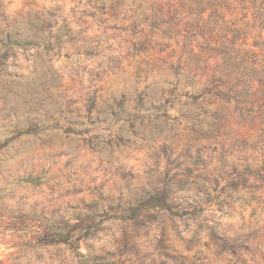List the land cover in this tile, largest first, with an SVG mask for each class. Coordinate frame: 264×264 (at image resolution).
<instances>
[{"label":"rangeland","instance_id":"1","mask_svg":"<svg viewBox=\"0 0 264 264\" xmlns=\"http://www.w3.org/2000/svg\"><path fill=\"white\" fill-rule=\"evenodd\" d=\"M155 1L167 8L165 0ZM228 1L227 18H251V7ZM114 3L0 0V264H78L64 244L25 243L22 232L7 230L13 216L74 221L90 208L133 203L168 178L170 200L186 206L193 204V186L176 184L196 174L209 186L198 217L161 212L155 222H145L144 215L107 220L80 241L79 250L121 264H264V176L252 175L258 152L242 150L254 130L230 118L232 136H201V118L181 114L185 107L193 110L192 92L184 94L189 85L164 90L160 101L171 99L166 117H139L144 110L135 109L136 93L145 86L160 91L165 78L173 81L161 60L169 62L179 46L171 41L159 51L151 39L147 54L129 55L132 43L145 38L120 29L131 19L115 16ZM40 25L44 33L37 31ZM64 28L58 42L55 35ZM34 34L44 41L32 43ZM147 58L152 64L143 62ZM138 67L144 69L137 76ZM122 95L127 111L112 115L110 105ZM153 132L157 137H150ZM204 196L197 195L200 205ZM207 226H215L218 240Z\"/></svg>","mask_w":264,"mask_h":264},{"label":"trees","instance_id":"2","mask_svg":"<svg viewBox=\"0 0 264 264\" xmlns=\"http://www.w3.org/2000/svg\"><path fill=\"white\" fill-rule=\"evenodd\" d=\"M243 8H252L251 18L243 19L242 23L236 18H227L224 8L230 9L228 0H165L167 8L155 0H115V16L131 19L130 23L120 26L128 29L133 35L142 34L145 41L138 45L132 43L129 55L147 54L150 47L148 40L162 51L176 44L177 51L170 54L171 60H161L163 65L171 70L170 78L163 80L160 91L145 86L142 92L136 90L135 109L140 112L139 117L153 116L155 119L166 117V108L171 103L167 98L160 101L164 90L175 92L179 88L189 85L191 88L184 92H192L190 103L193 110L181 109L182 116L198 118L197 127L202 129L201 136L214 138L221 135L232 136L230 118L236 122L245 123L254 130L250 143L243 140L242 150L258 152L259 159L254 160L258 171L252 173L254 177L264 176V0H239ZM249 4V5H248ZM245 17V15H244ZM143 24V27L140 26ZM49 27L47 24L46 28ZM117 27V26H113ZM146 27L147 31L145 33ZM44 26L37 27L39 33H44ZM68 29L58 30L55 37L59 42ZM150 38V39H148ZM45 37L34 34L32 43L39 44ZM162 40H165L164 42ZM48 42H45L47 44ZM181 44V45H179ZM210 59H214L212 71L200 82L201 76L208 66ZM146 65L152 64L150 58L143 59ZM144 67L137 68V76ZM127 95H122L117 102L110 105L111 114H121L127 111L125 102ZM219 102L216 108H209L208 103ZM185 104H188L186 102ZM138 117V116H136ZM26 128L23 132H32ZM153 132L151 138L157 137ZM254 159V158H253ZM172 181L168 178L166 182ZM152 193L137 199L124 207L119 204L109 205L108 208H90L89 213L70 218H33L25 215L13 216L6 223L9 231L22 232L27 242L34 245L64 244L74 254L78 264H121L114 260H101L89 253L79 250L81 240L94 236L103 228L107 220L122 221L144 215L145 222H155L161 212H167L178 218L198 217L209 200L208 182L201 174L193 176V180L180 179L176 187L182 189L186 184L193 186V204L181 205L172 202L170 196L173 189L166 184ZM233 192L237 193L236 190ZM203 193L204 202H197V195ZM233 199V195H229ZM254 196H250L253 198ZM201 201V200H199ZM225 201H220L223 205ZM210 237L218 240L215 226H207ZM180 264H183L180 262Z\"/></svg>","mask_w":264,"mask_h":264}]
</instances>
